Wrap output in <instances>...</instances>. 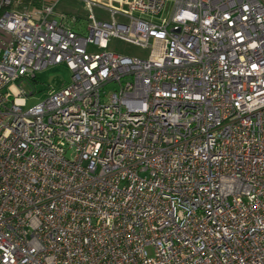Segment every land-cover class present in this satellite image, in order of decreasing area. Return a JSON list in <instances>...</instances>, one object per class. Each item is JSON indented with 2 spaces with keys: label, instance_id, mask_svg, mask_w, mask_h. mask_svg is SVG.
<instances>
[{
  "label": "built area",
  "instance_id": "2783aa9c",
  "mask_svg": "<svg viewBox=\"0 0 264 264\" xmlns=\"http://www.w3.org/2000/svg\"><path fill=\"white\" fill-rule=\"evenodd\" d=\"M60 1L0 0V264H264V0Z\"/></svg>",
  "mask_w": 264,
  "mask_h": 264
},
{
  "label": "rangeland",
  "instance_id": "374dc122",
  "mask_svg": "<svg viewBox=\"0 0 264 264\" xmlns=\"http://www.w3.org/2000/svg\"><path fill=\"white\" fill-rule=\"evenodd\" d=\"M172 1L173 0H169L170 3ZM56 10L76 13L81 17H86L85 9L80 0H61L56 6ZM167 13L168 12H164L161 14L159 18L155 19V22H159L162 18L168 17ZM68 80L69 72L63 66H52L42 71H38L35 79L30 82V85L25 84L24 82L20 85L27 93L34 88V95L31 98L26 99V104L23 109L26 110L39 103L41 96L45 93L46 86L61 87Z\"/></svg>",
  "mask_w": 264,
  "mask_h": 264
},
{
  "label": "trees",
  "instance_id": "16d2710c",
  "mask_svg": "<svg viewBox=\"0 0 264 264\" xmlns=\"http://www.w3.org/2000/svg\"><path fill=\"white\" fill-rule=\"evenodd\" d=\"M13 7L21 12L27 10L28 7H39L42 3L41 0H12ZM63 86V85H62Z\"/></svg>",
  "mask_w": 264,
  "mask_h": 264
},
{
  "label": "crops",
  "instance_id": "0c3cea01",
  "mask_svg": "<svg viewBox=\"0 0 264 264\" xmlns=\"http://www.w3.org/2000/svg\"><path fill=\"white\" fill-rule=\"evenodd\" d=\"M42 2H50L51 0H41Z\"/></svg>",
  "mask_w": 264,
  "mask_h": 264
}]
</instances>
